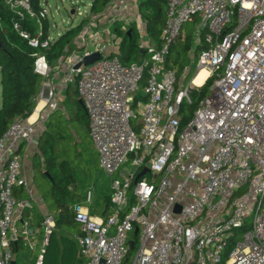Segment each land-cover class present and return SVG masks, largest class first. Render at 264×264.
I'll list each match as a JSON object with an SVG mask.
<instances>
[{
	"label": "built area",
	"instance_id": "2783aa9c",
	"mask_svg": "<svg viewBox=\"0 0 264 264\" xmlns=\"http://www.w3.org/2000/svg\"><path fill=\"white\" fill-rule=\"evenodd\" d=\"M5 5L13 29L39 50L33 68L43 78L38 101L45 106L0 137V264H17L22 248L31 252L25 264H42L56 214H42L40 239L33 205L17 195L27 184L19 150L38 140V122L60 105L44 53L55 38L44 36L48 5ZM194 17L193 44L203 35L205 46L187 84L189 68L180 73L167 59ZM139 45L145 55L129 64L99 43L83 51L67 45L61 59L66 84L77 83L100 165L113 178L107 217L72 207L84 264H222L227 249L224 264H264V0H167L160 41ZM95 52L100 59L84 64ZM202 69L208 75L198 85ZM210 79L209 94L183 123L182 104ZM92 199L89 189L85 203Z\"/></svg>",
	"mask_w": 264,
	"mask_h": 264
},
{
	"label": "trees",
	"instance_id": "16d2710c",
	"mask_svg": "<svg viewBox=\"0 0 264 264\" xmlns=\"http://www.w3.org/2000/svg\"><path fill=\"white\" fill-rule=\"evenodd\" d=\"M32 1L34 7H40V0ZM110 1L92 0L91 12H102ZM166 13L167 0H142L140 4V14L146 22L147 35L153 41H160L166 22ZM0 17V37L3 42V47L0 48V137H2L15 120L26 119L34 113L38 104V95L41 91L43 78L33 68L34 53L39 52V50L31 47L13 29L12 22L15 16L5 5V0H0ZM47 20H44V36L49 34ZM34 26L33 23L29 22L25 25V28L34 33ZM81 29L82 24L67 29L51 42L48 49H45L44 53L53 67L57 66L58 59L66 55L65 48ZM116 30L122 38L119 49L121 60L126 64L138 62L145 54L139 45V32L137 29L133 26L130 31L119 28H116ZM204 46L203 35L201 36V44L198 46H194L193 41L187 35L184 40H178L171 46L167 66L178 68L180 73L185 68H189L190 73L195 72L196 59ZM210 84L211 79L199 91L193 92L192 96L194 95L195 98L192 97V102L182 104L183 123L193 114L199 101L208 95ZM80 100L77 83H70L63 92L62 104H65V102L69 105L74 104L78 117L85 122L89 129L87 111ZM57 110L53 111L45 120L44 129L38 138L39 154L37 156L41 158L42 162L35 163L34 169L35 172L41 171L45 176L49 175L51 177L53 205L60 210L56 215V228L61 229L75 224L74 212L70 208V204L81 203L86 184L82 183L85 177H81L77 167L60 153L59 144L63 137V127L53 123L52 120L53 114ZM100 192H103L102 188H100ZM103 197L106 203L111 206V194H105ZM77 245L76 239L72 237L63 236L59 240L54 230L46 247L42 264H77L81 261L84 264L80 252V256L77 255Z\"/></svg>",
	"mask_w": 264,
	"mask_h": 264
},
{
	"label": "rangeland",
	"instance_id": "374dc122",
	"mask_svg": "<svg viewBox=\"0 0 264 264\" xmlns=\"http://www.w3.org/2000/svg\"><path fill=\"white\" fill-rule=\"evenodd\" d=\"M142 0L135 2V12L133 11V20L128 25L133 27L134 24L140 23V17H138V12L140 10V4ZM41 4H46L50 8V13L48 15V32L52 38H56L62 32L66 31L70 27L78 24L82 17L86 15L87 11L91 8L92 0H40ZM137 8V9H136ZM77 10L80 13L72 15V10ZM130 19V18H129ZM135 19V22H134ZM137 19V20H136ZM144 21V20H143ZM200 20L198 17H194L191 21H188L183 26V35L179 40L182 41L188 35L189 38L194 42L196 37V29ZM140 26V24H139ZM144 25L140 26V33L144 32ZM141 39V37H139ZM197 60V59H196ZM195 72L192 71L188 78L187 84L190 82ZM143 89V85L140 86ZM209 94V92H208ZM193 99L195 96H192ZM0 104H1V84H0ZM63 108L57 110L53 114V123H57L63 127L62 138L60 140L59 148L62 156L68 158L75 167L80 171L82 178L85 177L82 183L86 185H96L97 190L103 189V194H111V184L112 177L107 176L103 169L100 167L98 162V156L95 152V147L91 139L90 131L87 128L85 122H83L77 115L76 106L74 104L69 105V103H63ZM71 108V110H70ZM45 117H42L40 123L37 125V138H39L41 132L44 129ZM42 162L40 157L36 158L35 163ZM33 183L37 189L38 194L41 196L46 205L52 209L56 210L53 205V199L51 196L52 181L49 175H44L41 171L34 172ZM79 228V225L75 223L73 226H65L64 231L69 235L74 233ZM229 249L223 254V262L228 258ZM31 257V252L25 248H22L19 252V261L22 263L25 261L28 263Z\"/></svg>",
	"mask_w": 264,
	"mask_h": 264
},
{
	"label": "crops",
	"instance_id": "0c3cea01",
	"mask_svg": "<svg viewBox=\"0 0 264 264\" xmlns=\"http://www.w3.org/2000/svg\"><path fill=\"white\" fill-rule=\"evenodd\" d=\"M138 0H111L108 6L106 7L105 10H103L100 13H92L91 8L87 11L86 15H84L81 19V21L70 27L69 29H72L74 27H77L78 25L82 24V29L81 31L76 35V37L71 41L69 46L75 48L78 51H83L87 46H92L94 43L95 44H101L104 45L106 44V50L105 54H111V53H119L120 45L122 38L119 36V33L117 32L116 28L130 31V26H126L131 20H133V11L135 12V2ZM92 4V3H91ZM137 9V8H136ZM74 10V9H73ZM72 10V11H73ZM72 15H74L77 11L79 13L78 9L73 11ZM138 12V17H140V23H136L135 19L133 26L137 29L139 32V44L142 43L143 41L148 40V35L146 32V22L143 21V18L141 17L140 10L138 9L136 13ZM135 17V16H134ZM115 18L117 20L116 24L112 25L110 21ZM130 18V19H129ZM137 20V19H136ZM141 24L144 25L143 28L145 29L144 32L140 33V26ZM91 29L88 31V29ZM104 30H107L104 32ZM109 31V32H108ZM65 32V31H64ZM62 32L61 34H63ZM60 34V35H61ZM98 35V37L96 36ZM96 37V38H95ZM110 44V46L108 45ZM62 58L58 59L57 61V66H55V70L52 74V81L58 91L60 93V105L58 109H62V95L65 89L67 88V84L65 82V76L67 74V64H65L63 61H61ZM41 101H38L37 107L39 106V103ZM44 102V101H43ZM45 104V103H44ZM41 105L40 110L41 111L45 105ZM36 107V109H37ZM34 114V113H33ZM31 117V116H30ZM37 119V118H36ZM41 121V120H40ZM38 122V124L40 123ZM37 124V125H38ZM19 152L22 155V164H23V172L24 176L26 178L27 184L22 187L17 188V195L20 198L23 199H28L31 204L33 205L32 210V221L34 225L37 227L38 234L40 239L43 237V228L41 226V219H42V214L50 211L55 213L56 215L60 211L59 209L52 210L50 209L46 203L43 201L41 196L38 194L36 187L34 186L33 183V178H34V165L36 158L38 157L37 155L39 154V147H38V140L34 143L31 144H24L20 147ZM97 156H98V162L100 164L99 160V155L97 151L95 150ZM101 167V165H100ZM102 168V167H101ZM92 190L93 192V199L90 204L85 203V196L86 192L88 190ZM82 201L81 203L76 202L73 204H70V208L76 204H82L84 205L90 214L94 217H107L111 213V206L110 204H107L106 201L104 200L103 193L100 192V190H97V186L95 185H86L84 188V191L82 193ZM57 233V238L60 240L61 237L67 236V237H72L75 238L76 235H79L81 232L80 227L78 228L77 231L71 234H67L66 231H64V228L62 227L61 229H54ZM63 246V245H62ZM78 246V245H77ZM21 252V250H20ZM77 255H79V250L77 247ZM19 253H18V259L19 260ZM30 260V259H29ZM18 264H21V262H17ZM23 264L26 262L23 261ZM77 264H83L82 261Z\"/></svg>",
	"mask_w": 264,
	"mask_h": 264
},
{
	"label": "bare ground",
	"instance_id": "6f19581e",
	"mask_svg": "<svg viewBox=\"0 0 264 264\" xmlns=\"http://www.w3.org/2000/svg\"><path fill=\"white\" fill-rule=\"evenodd\" d=\"M207 75H208V71H207V69H202V70L199 72V74L195 77L194 82H195L196 84H198V85L203 84V82H204L205 78L207 77ZM43 104H44L43 101H41V102L39 103V106L37 107L36 111H35L34 114H32L31 117H30L31 120L34 121V120L38 117V110H40L41 105H43Z\"/></svg>",
	"mask_w": 264,
	"mask_h": 264
},
{
	"label": "water",
	"instance_id": "95a60500",
	"mask_svg": "<svg viewBox=\"0 0 264 264\" xmlns=\"http://www.w3.org/2000/svg\"><path fill=\"white\" fill-rule=\"evenodd\" d=\"M73 11H74V10H73ZM73 11H72V12H73ZM2 47H3V42H2V39H1V37H0V48H2ZM100 57H101L100 52H95V53H93V54H91V55L85 56L84 59H83V62H84V64H86V65H87V64H91V63H93L94 61L100 59ZM79 66H80V63L76 65V67H79ZM80 102L82 103V100H80ZM82 104H83V103H82ZM145 171H146V170H144L143 172H141L139 176H142V175L145 173ZM13 264H16V262L14 261Z\"/></svg>",
	"mask_w": 264,
	"mask_h": 264
}]
</instances>
